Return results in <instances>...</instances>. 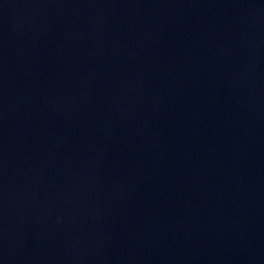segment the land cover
Segmentation results:
<instances>
[{
  "label": "water",
  "instance_id": "95a60500",
  "mask_svg": "<svg viewBox=\"0 0 264 264\" xmlns=\"http://www.w3.org/2000/svg\"><path fill=\"white\" fill-rule=\"evenodd\" d=\"M0 264H264V0H0Z\"/></svg>",
  "mask_w": 264,
  "mask_h": 264
}]
</instances>
